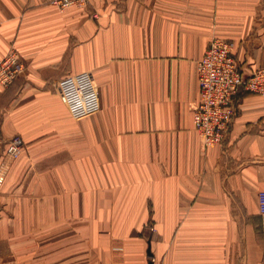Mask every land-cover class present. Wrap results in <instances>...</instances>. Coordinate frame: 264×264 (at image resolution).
<instances>
[{
	"label": "crops",
	"instance_id": "obj_1",
	"mask_svg": "<svg viewBox=\"0 0 264 264\" xmlns=\"http://www.w3.org/2000/svg\"><path fill=\"white\" fill-rule=\"evenodd\" d=\"M216 38L262 66L264 0H0V59L25 66L0 86V264H264V98L237 92L221 146L193 127ZM80 73L100 108L75 121L59 84Z\"/></svg>",
	"mask_w": 264,
	"mask_h": 264
},
{
	"label": "built area",
	"instance_id": "obj_2",
	"mask_svg": "<svg viewBox=\"0 0 264 264\" xmlns=\"http://www.w3.org/2000/svg\"><path fill=\"white\" fill-rule=\"evenodd\" d=\"M59 11L69 8L84 10L89 0H46ZM233 42L213 39L202 58L196 63L199 102L192 108L194 131L204 147L221 146L235 111L233 98L241 89L264 98V63L244 76L233 57ZM25 72V66L15 49L0 59V86L8 88ZM70 114L80 119L98 110V90L89 73L67 77L59 84ZM23 142L16 136L6 144L5 155L17 160ZM4 174L0 171V188ZM258 212L264 216V191L258 193Z\"/></svg>",
	"mask_w": 264,
	"mask_h": 264
},
{
	"label": "rangeland",
	"instance_id": "obj_3",
	"mask_svg": "<svg viewBox=\"0 0 264 264\" xmlns=\"http://www.w3.org/2000/svg\"><path fill=\"white\" fill-rule=\"evenodd\" d=\"M98 105H99V108H100V104H99V96H98ZM66 107H67V110H68L69 113H70V109H69L68 104L66 105ZM99 108H98V110H97L96 112H94V113H90V114H88V115H86V116H84V117H81L80 119H75L72 115H71V118H72L73 120H75V121H79V120H82V119H85V118L91 117V116L95 115L96 113H98Z\"/></svg>",
	"mask_w": 264,
	"mask_h": 264
}]
</instances>
